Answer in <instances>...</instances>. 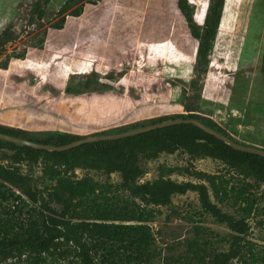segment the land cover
I'll return each mask as SVG.
<instances>
[{
    "label": "rangeland",
    "instance_id": "rangeland-1",
    "mask_svg": "<svg viewBox=\"0 0 264 264\" xmlns=\"http://www.w3.org/2000/svg\"><path fill=\"white\" fill-rule=\"evenodd\" d=\"M33 1L0 0V32L9 27L18 34L0 48L1 124L41 131L40 136L55 130L86 136L193 112L234 139L264 148V0H225L200 91L190 83L196 78L192 71L196 40L176 0L85 2L79 16L66 12L60 29L52 25L62 17L58 11L66 0H50L43 6V18L30 23ZM207 1L188 0L198 23L203 21ZM140 164L145 172L138 183L156 179L161 165L224 176L229 196L223 202L213 197L212 201L249 227L241 237L240 254L228 264H264V185L244 195L252 204L247 214L243 210L247 201L236 199L235 189L253 180L243 179L218 160L177 151L141 158ZM19 167L38 189L54 184L42 163ZM71 175L98 181L109 188L108 197L117 204L126 201L152 213L147 224L153 241L139 264H208L210 256L230 247L234 232L202 209L195 191L172 195L168 205H143L126 191L116 190L118 173L76 168ZM170 178L196 181L176 171ZM10 203L0 204L2 220L8 217L3 206ZM14 213L18 218L20 213ZM20 216L25 218L26 212ZM191 242L197 246H190ZM117 250L120 259L115 254V260L127 263L129 252ZM105 254L99 249L95 263L101 264ZM24 256L5 264H25Z\"/></svg>",
    "mask_w": 264,
    "mask_h": 264
},
{
    "label": "trees",
    "instance_id": "trees-1",
    "mask_svg": "<svg viewBox=\"0 0 264 264\" xmlns=\"http://www.w3.org/2000/svg\"><path fill=\"white\" fill-rule=\"evenodd\" d=\"M49 1H33L30 23L43 18V6ZM98 1L100 0H66L58 11L62 17L52 27L62 28L66 12L71 16H79L83 3L95 4ZM224 4L225 0H208L203 21L198 23L194 19V5L188 0H176V7L183 16L190 35L196 40L195 62L192 67L196 78L190 83L192 86L196 85L199 91L208 70L209 56ZM17 36L15 31L5 27L0 32V48ZM42 42L40 40L39 46H42ZM174 118L198 119L236 142L248 143L234 139L225 129L193 112L156 117L143 124L131 123L94 134L116 133ZM0 132L52 145H62L85 137L59 130L42 133L43 136H40L41 131L1 123ZM247 145L260 148L252 143ZM177 151L190 157H210L235 171L243 179L251 178L253 183L243 182L235 189L234 196L236 199L246 200L247 205L243 210L247 214L251 211V201L244 195L253 187L264 185V157L234 149L193 124H172L117 139L83 143L62 151L35 149L0 139V204L11 202L10 206H3L7 208L4 212L8 213V217L3 220L0 218V263L5 264L8 259L19 262L25 255V264H54L64 260L68 264L73 261V264H96L94 255L99 249L106 252L101 258L102 262L141 263L153 241L147 224L152 213L139 205L129 206L126 201L123 204L115 203L108 197L109 188L104 189V186L91 177L74 179L71 171L82 168L106 175L118 173L120 182L114 185L116 190L126 191L130 198H137L143 205H168L174 194L197 192L202 209L234 232L229 249L214 253L209 257L208 264H228L240 254L241 237L249 227L244 219L233 218L212 201L213 197L223 202L229 196L230 190L227 189L224 176L189 169L187 166L180 169L161 165L156 179L144 183L137 181L145 172L140 164L141 158L154 159L162 153L173 154ZM40 163L47 176L54 180L53 185L42 189H38L33 178L28 173H23L19 167L23 164L30 169ZM175 171L183 172L196 181L171 179L170 175ZM233 190L231 187V191ZM52 204L58 205L59 209ZM15 211L20 214L25 211V218L20 214L18 218L15 217ZM193 245L197 246L195 242H191L190 246ZM121 248L129 252L127 263L115 260V254L120 259L117 249ZM194 256L197 259L198 253Z\"/></svg>",
    "mask_w": 264,
    "mask_h": 264
},
{
    "label": "water",
    "instance_id": "water-1",
    "mask_svg": "<svg viewBox=\"0 0 264 264\" xmlns=\"http://www.w3.org/2000/svg\"><path fill=\"white\" fill-rule=\"evenodd\" d=\"M179 123L193 124L194 126L205 131L206 133L211 134L214 137L220 139L221 141L228 144L229 146H231L234 149L244 151V152H248V153L257 154V155L264 157V149L263 148L254 147V146H250V145H246V144L236 142V141L230 139L229 137H227L226 135H224V134L218 132L217 130L207 126L206 124H204L203 122H201L200 120L195 119V118H174V119H168V120H164V121L149 124V125L139 126V127L133 128V129H128V130L116 132V133L87 135L85 137L76 139L74 141H71L69 143L62 144V145H52V144H47V143H39V142L31 141L28 139H24V138L8 135L5 133H1V132H0V139L5 140V141H9V142H12L15 144L30 146V147L35 148V149H43V150H47V151H62V150H66V149L78 146V145L83 144V143H88V142H93V141H101V140L117 139V138L134 135V134H138L141 132H146V131H149L152 129H156V128H160V127H164V126H168V125H172V124H179Z\"/></svg>",
    "mask_w": 264,
    "mask_h": 264
},
{
    "label": "crops",
    "instance_id": "crops-1",
    "mask_svg": "<svg viewBox=\"0 0 264 264\" xmlns=\"http://www.w3.org/2000/svg\"><path fill=\"white\" fill-rule=\"evenodd\" d=\"M12 126L20 127V126H18V125H12ZM20 128H24V127H20ZM26 129H28V128H26Z\"/></svg>",
    "mask_w": 264,
    "mask_h": 264
}]
</instances>
